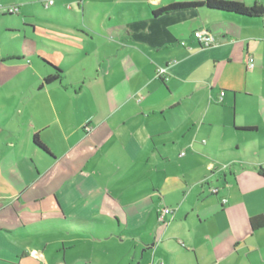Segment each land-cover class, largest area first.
<instances>
[{
	"label": "crops",
	"instance_id": "crops-1",
	"mask_svg": "<svg viewBox=\"0 0 264 264\" xmlns=\"http://www.w3.org/2000/svg\"><path fill=\"white\" fill-rule=\"evenodd\" d=\"M48 1L2 11L29 40L0 62V264H264V18Z\"/></svg>",
	"mask_w": 264,
	"mask_h": 264
},
{
	"label": "trees",
	"instance_id": "trees-1",
	"mask_svg": "<svg viewBox=\"0 0 264 264\" xmlns=\"http://www.w3.org/2000/svg\"><path fill=\"white\" fill-rule=\"evenodd\" d=\"M205 8L211 11L223 12L228 14H235L248 18H264V6L254 4L251 7H246L241 2L228 0H206L205 2H191V3H172L163 7H159L151 12L153 17L178 12L196 11ZM54 71L53 74L46 76L43 79L42 86L50 85L61 79V71L51 66ZM249 128H245L247 130ZM33 144L41 150L47 152L46 148L41 144L37 135L33 136ZM249 226L252 231L264 227V219L262 216H254L249 219Z\"/></svg>",
	"mask_w": 264,
	"mask_h": 264
},
{
	"label": "rangeland",
	"instance_id": "rangeland-1",
	"mask_svg": "<svg viewBox=\"0 0 264 264\" xmlns=\"http://www.w3.org/2000/svg\"><path fill=\"white\" fill-rule=\"evenodd\" d=\"M12 3H15V0H0V62L3 57H9L8 55L13 56L20 53L22 45L29 40V33L23 31L22 25L10 22L11 19H13V21L17 20V16L13 15L11 19H9V17H6L7 14H5V17L2 15L4 9L6 10L9 7H14L11 5ZM23 15L26 14L22 13L18 18L21 19ZM33 61L34 57L28 59L30 63ZM9 71L12 72L13 70L10 69ZM18 86L19 84H12L8 87H0V108L7 106L16 107L17 103L21 100L16 98L22 92V90L18 89ZM23 97L26 98L25 102L28 103L29 98L26 96ZM85 237L91 238V235L87 234Z\"/></svg>",
	"mask_w": 264,
	"mask_h": 264
},
{
	"label": "built area",
	"instance_id": "built-area-1",
	"mask_svg": "<svg viewBox=\"0 0 264 264\" xmlns=\"http://www.w3.org/2000/svg\"><path fill=\"white\" fill-rule=\"evenodd\" d=\"M52 3H53V1H48L45 4V7H47L49 5H52ZM5 12L8 13V14H16L17 13V8L16 7H9V8H7L5 10ZM193 36H194L195 39L198 40L200 45L203 46V47H209V46L215 44L214 36L210 32H208L207 30L195 31L193 33ZM247 65H248V67H252L253 66L251 59L248 60ZM165 74H166V69L165 68H163V67L162 68H158V69H156L155 77L163 79L165 77ZM221 95H222V93H221ZM84 130L85 131H89L90 127L86 125L84 127ZM222 168H224V166ZM259 169L264 171V163L259 166ZM210 192L212 194H216L217 190L216 189H211ZM224 201L225 200H223V202ZM172 213H173V209H171V208H163L159 212V216H158L159 222L165 224L164 217L166 215H171Z\"/></svg>",
	"mask_w": 264,
	"mask_h": 264
}]
</instances>
